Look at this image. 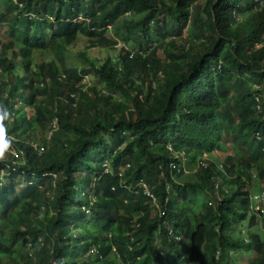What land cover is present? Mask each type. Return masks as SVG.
I'll return each instance as SVG.
<instances>
[{
	"label": "trees",
	"instance_id": "16d2710c",
	"mask_svg": "<svg viewBox=\"0 0 264 264\" xmlns=\"http://www.w3.org/2000/svg\"><path fill=\"white\" fill-rule=\"evenodd\" d=\"M0 30V264H264V0H0ZM79 37L115 53L34 63Z\"/></svg>",
	"mask_w": 264,
	"mask_h": 264
},
{
	"label": "rangeland",
	"instance_id": "374dc122",
	"mask_svg": "<svg viewBox=\"0 0 264 264\" xmlns=\"http://www.w3.org/2000/svg\"><path fill=\"white\" fill-rule=\"evenodd\" d=\"M113 33H114V30L110 28L107 32L105 31V36L113 37ZM121 33H119V35ZM7 38L8 37L5 36L4 30H0V39L6 40ZM185 38H187L189 42H192L193 44H197L196 39L192 38L188 30L185 32ZM133 43L134 42L130 43V47H134L135 44ZM136 47L138 46L136 45ZM114 53L115 51H113V48H111L110 46L109 47L102 46L97 49L89 48V41L83 37H79L76 43H74L71 47H69L68 50L64 53V55H62L60 58L57 57L52 52H47L44 54H40L36 52L34 55V63H38L40 61L49 62L51 60H55L59 66L65 65L68 68L83 69L89 66L88 64H90V61H95L96 59H101V58L104 59L107 55L114 54ZM86 55L88 56V58H86ZM159 56H163L162 52H160ZM89 83L91 85H95V84L99 85L96 78H94L93 76H90ZM73 88L76 89L77 85H75ZM14 102H16V97L14 99ZM185 102H186L185 103L186 109H190L193 106V98L190 95L186 97ZM116 111H118V108H116ZM224 151L226 154L235 153L232 147H225ZM183 161H184V158H183ZM263 167H264V160L260 168H263ZM254 180L256 181L254 182V186L256 187V189H258V193H256L254 196V208L255 210H258V209H261L262 205L264 204V184L258 183L257 178ZM116 258L118 257L116 256Z\"/></svg>",
	"mask_w": 264,
	"mask_h": 264
},
{
	"label": "built area",
	"instance_id": "2783aa9c",
	"mask_svg": "<svg viewBox=\"0 0 264 264\" xmlns=\"http://www.w3.org/2000/svg\"><path fill=\"white\" fill-rule=\"evenodd\" d=\"M120 46H124V44H122V43H118V45L116 46V48H117V47H120ZM89 79H90L89 76H85V78L83 79V83H84L85 85H90V83H89ZM41 151L43 152L44 149L41 148ZM12 153H13V152H12ZM13 155H14V160H13V162H12V165H13V166H17L18 163H19V160H21V153H20V152H14ZM13 169H14V168H13ZM14 170H15V169H14ZM146 194H147V195H151V194H150V191H148V190H146Z\"/></svg>",
	"mask_w": 264,
	"mask_h": 264
}]
</instances>
